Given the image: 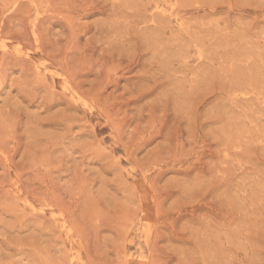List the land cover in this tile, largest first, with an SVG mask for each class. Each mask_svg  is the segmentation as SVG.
I'll list each match as a JSON object with an SVG mask.
<instances>
[{
    "label": "rangeland",
    "instance_id": "374dc122",
    "mask_svg": "<svg viewBox=\"0 0 264 264\" xmlns=\"http://www.w3.org/2000/svg\"><path fill=\"white\" fill-rule=\"evenodd\" d=\"M0 264H264V0H0Z\"/></svg>",
    "mask_w": 264,
    "mask_h": 264
}]
</instances>
